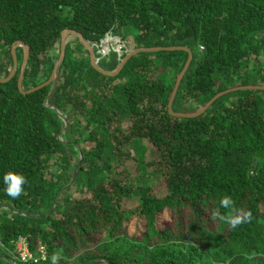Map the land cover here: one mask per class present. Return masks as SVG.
I'll return each instance as SVG.
<instances>
[{
  "label": "trees",
  "instance_id": "obj_1",
  "mask_svg": "<svg viewBox=\"0 0 264 264\" xmlns=\"http://www.w3.org/2000/svg\"><path fill=\"white\" fill-rule=\"evenodd\" d=\"M66 28L92 45L113 30L133 49H191L176 112L264 85V0H0V77L20 40L30 48L23 89L46 82ZM16 53V75L0 82V264H264V90L173 116L187 51L140 52L108 76L74 37L48 100L69 121L61 134L65 122L45 104L53 84L21 92L23 47ZM119 63L115 52L99 61L107 71ZM9 175L24 180L17 198ZM165 211L172 227L159 223ZM135 217L145 229L130 234ZM21 237L46 260L21 261Z\"/></svg>",
  "mask_w": 264,
  "mask_h": 264
},
{
  "label": "water",
  "instance_id": "obj_2",
  "mask_svg": "<svg viewBox=\"0 0 264 264\" xmlns=\"http://www.w3.org/2000/svg\"><path fill=\"white\" fill-rule=\"evenodd\" d=\"M69 36L76 37V38H78L81 41V43L89 51L92 66L96 70H98L99 72H101V73H103L105 75H108V76H116V75H118L120 73V71L123 69L124 65L127 63V61L132 56H134V55H136V54H138L140 52H157V51H162V50H185V51H187L188 52V59H187V61L185 63L184 68L182 69V71L180 72V74L177 77V80H176L174 89H173L172 94H171V97L169 99L168 108H169L170 114L173 115V116H177V117H197V116L203 114L218 98H220L221 96H223V95H225V94H227L229 92L236 91V90H239V89H262V90H264V85H257V86L256 85H250V86H240V87H236V88H231V89L225 90V91L220 92L217 95H215L198 112H195V113H181V112H176L173 109V103H174L175 97L177 95V91H178V88L180 86V83H181V81H182V79H183L186 71L188 70L191 61H192L193 53H192L191 49H189L188 47H184V46L153 47V48H138V49H133L130 53H128L122 59V61L118 64V66L114 70L107 71V70L103 69L99 65V62H98V60L96 58V52H95V50L93 48V45L84 38L83 34L80 33L77 30H74V29H71V28H66V29H64L62 31V34H61V51H60V56L58 57V59H57V61L55 63V66L53 68V71H52V74H51L50 78L46 82H44L43 84L39 85L38 87L25 91L23 89V78H24V73H25V69H26L27 62H28V58H29V54H30V48H29L28 44H26L25 42L20 41V40L19 41H16L13 44V46H12V54H13V58H14V66H13V69H12V71L10 72V74L7 77H5V78H1L0 77V82H3V83L4 82H8L9 80H11L16 75V73L18 71V68H19V62H18V57H17V53L16 52H17V48L18 47H20V46L23 47V49H24V58H23V62L21 64L20 74H19V79H18L19 89L23 93H30V92H33V91L39 89V88L45 87V86H47V85H49L51 83L53 84V89L50 92V94L48 95V97H47V99L45 101V104H46V106L52 108L58 114V116L65 122V128L63 129V131L61 132V134L64 133L66 131V129L68 128L69 121L61 113V111L57 107H55L54 105L50 104L48 100H49L50 96L54 93L55 89L57 88L58 82H59V71H60V68L62 66V63L64 61V58H65L66 47H67V43L69 41ZM82 160H83V155L81 154V158H80L79 164H78V166H77V168H76V170L74 172V177H73L72 182L74 181L75 175L77 174L79 165L81 164ZM59 197L57 198V200H56V202H55V204L53 206L52 211L56 207V205L58 203V200H59Z\"/></svg>",
  "mask_w": 264,
  "mask_h": 264
},
{
  "label": "built area",
  "instance_id": "obj_3",
  "mask_svg": "<svg viewBox=\"0 0 264 264\" xmlns=\"http://www.w3.org/2000/svg\"><path fill=\"white\" fill-rule=\"evenodd\" d=\"M109 38V41H107ZM94 48L97 50L98 56H96L98 62L102 58L108 57L112 52L117 54V59L119 62L132 51V47L129 45L128 41L121 38L119 35H116L113 30H110L104 38H102L99 42H96ZM203 49V48H202ZM16 250L18 253V258L21 261L28 262H39L40 260H46V251L44 247H41V257L34 254L29 248L28 242L26 238L21 237L16 242Z\"/></svg>",
  "mask_w": 264,
  "mask_h": 264
},
{
  "label": "rangeland",
  "instance_id": "obj_4",
  "mask_svg": "<svg viewBox=\"0 0 264 264\" xmlns=\"http://www.w3.org/2000/svg\"><path fill=\"white\" fill-rule=\"evenodd\" d=\"M69 40H74V37L69 36ZM90 146L91 144H86V147H90ZM132 164L133 162L131 161L129 163V166H131ZM156 191L158 194L162 195L166 192V188L164 185H161L158 186ZM159 223L162 224V226H170V227L173 226L174 218L171 216L170 211H165L164 213H162V215L159 218ZM126 226L130 234L141 233L145 229V219L143 217H135L132 220L127 221Z\"/></svg>",
  "mask_w": 264,
  "mask_h": 264
},
{
  "label": "clouds",
  "instance_id": "obj_5",
  "mask_svg": "<svg viewBox=\"0 0 264 264\" xmlns=\"http://www.w3.org/2000/svg\"><path fill=\"white\" fill-rule=\"evenodd\" d=\"M93 48H94V46H93ZM132 50H133V48H132ZM5 179H6V182L9 184V186L6 190L7 195L12 197V198L19 197L21 195V191H22L21 185L24 183L23 178L15 176V175H9V176H6ZM221 203L223 206L227 207L231 203V201L229 199H224V200H222ZM221 219H225V218L221 217ZM227 222L230 223L232 227H235L236 225H238L240 223V219L239 218H228ZM55 260H56V257L53 256L54 264H55Z\"/></svg>",
  "mask_w": 264,
  "mask_h": 264
},
{
  "label": "bare ground",
  "instance_id": "obj_6",
  "mask_svg": "<svg viewBox=\"0 0 264 264\" xmlns=\"http://www.w3.org/2000/svg\"><path fill=\"white\" fill-rule=\"evenodd\" d=\"M107 41H109V38H107Z\"/></svg>",
  "mask_w": 264,
  "mask_h": 264
},
{
  "label": "crops",
  "instance_id": "obj_7",
  "mask_svg": "<svg viewBox=\"0 0 264 264\" xmlns=\"http://www.w3.org/2000/svg\"><path fill=\"white\" fill-rule=\"evenodd\" d=\"M132 45V44H131ZM132 47V46H131Z\"/></svg>",
  "mask_w": 264,
  "mask_h": 264
}]
</instances>
